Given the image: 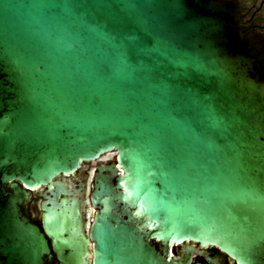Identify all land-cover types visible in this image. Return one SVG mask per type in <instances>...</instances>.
Returning <instances> with one entry per match:
<instances>
[{
	"label": "water",
	"instance_id": "95a60500",
	"mask_svg": "<svg viewBox=\"0 0 264 264\" xmlns=\"http://www.w3.org/2000/svg\"><path fill=\"white\" fill-rule=\"evenodd\" d=\"M111 151L94 216L46 202L60 264L92 240L94 264H187L188 240L264 264V35L238 2L0 0V264L50 253L20 184Z\"/></svg>",
	"mask_w": 264,
	"mask_h": 264
},
{
	"label": "flooded vegetation",
	"instance_id": "af4514ba",
	"mask_svg": "<svg viewBox=\"0 0 264 264\" xmlns=\"http://www.w3.org/2000/svg\"><path fill=\"white\" fill-rule=\"evenodd\" d=\"M234 1L242 7L245 19L251 21L256 29L264 35V0ZM115 163H117V155L112 151L106 152L95 159L83 161L74 172L60 173L55 177L52 185H39L35 188H29L20 184L26 191V196L19 205L22 214L36 224L48 239L50 253L45 255L44 264H60L52 238L48 236L45 230L46 211L44 207L46 202L54 198L59 192L61 198L78 197L83 201L84 219L87 220L89 210H92L93 216L97 210L91 201L96 183L102 176L111 175L109 167ZM115 177L111 176L110 181H114ZM11 184L5 183L4 185L9 192L13 190ZM151 243L157 249L161 246L160 241L156 238H152ZM90 250L89 261L90 264H94L95 248L93 240L91 241ZM171 253L173 257L182 258L187 264H239L219 247L202 245L191 240L173 244Z\"/></svg>",
	"mask_w": 264,
	"mask_h": 264
}]
</instances>
